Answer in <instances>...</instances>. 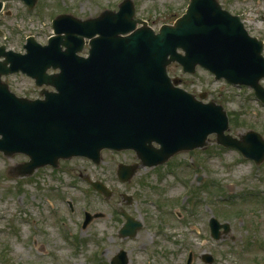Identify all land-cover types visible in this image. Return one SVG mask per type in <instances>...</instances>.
Segmentation results:
<instances>
[{
	"label": "rangeland",
	"instance_id": "obj_1",
	"mask_svg": "<svg viewBox=\"0 0 264 264\" xmlns=\"http://www.w3.org/2000/svg\"><path fill=\"white\" fill-rule=\"evenodd\" d=\"M122 1L38 0L30 9L23 1L5 0L0 29L6 38L0 35V44L21 51L31 35L45 43L53 34L52 20L59 15L97 17L105 9L117 10ZM222 1L233 11H245L247 28L264 40V0ZM134 2L136 16L156 29L174 23L189 4V0ZM170 74L183 77V87L191 91H209L208 100L224 103L228 113L236 111L238 125L231 126V133L255 129L264 134V106L251 91L238 92L205 70L185 75L173 65ZM7 82L19 95L37 90L21 75ZM239 157L237 151H221L211 136L205 149L177 154L160 167L141 168L122 183L118 165L136 162L133 151H104L101 165L83 158L65 161L57 175L61 180L43 170L35 177H17L18 165L27 158L0 154V264H110L122 249L129 253V264H186L188 243L196 253L194 264H205L203 252L213 253L214 264H264V163L257 168ZM87 176L103 181L113 196L106 199L92 190ZM219 192L226 199H220ZM127 197H132L131 204ZM123 208L144 223L132 239L119 235L125 222L119 214ZM85 211L103 212L107 219L97 218L92 226L82 227ZM178 211L183 218L177 217ZM213 217L231 227L220 240L211 236Z\"/></svg>",
	"mask_w": 264,
	"mask_h": 264
},
{
	"label": "water",
	"instance_id": "obj_2",
	"mask_svg": "<svg viewBox=\"0 0 264 264\" xmlns=\"http://www.w3.org/2000/svg\"><path fill=\"white\" fill-rule=\"evenodd\" d=\"M25 1L33 7L36 0ZM135 14L133 0H124L119 11L105 10L96 18L60 15L49 45L32 39L28 54L9 52L11 56L0 62V75L21 70L39 85L57 90L45 99L31 100L16 96L0 81V152L30 158L17 167L19 175L58 166L60 159L73 156L100 163L104 149L134 150L142 166L161 165L179 152L205 147L211 134L217 135L218 143L236 147L258 163L264 161L259 133L249 131L241 139L226 134L229 117L224 108L198 100L168 74L174 62L192 73L202 65L217 78L253 87L264 101L263 43L250 38L218 0H191L186 13L159 32L135 19ZM85 38L91 44L87 58L78 55ZM50 67L60 68V73L48 75ZM138 167L121 165L119 178L129 181ZM92 184L111 195L104 184ZM125 216L128 222L121 236H136L142 223ZM91 219L88 214L86 224ZM211 227L216 238L222 227L229 231V225L215 219ZM129 261L121 250L112 264Z\"/></svg>",
	"mask_w": 264,
	"mask_h": 264
},
{
	"label": "flooded vegetation",
	"instance_id": "obj_3",
	"mask_svg": "<svg viewBox=\"0 0 264 264\" xmlns=\"http://www.w3.org/2000/svg\"><path fill=\"white\" fill-rule=\"evenodd\" d=\"M5 1V0H4ZM223 6H224V8H226V9H228V10H230L234 15H238V16H240L241 17V19H243L244 20V15L246 14L245 13V11H243V12H241V13H238V12H236V11H233L232 9H230L229 8V6L228 5H226V3H224V1H223ZM27 42H28V39L26 38V43L23 45V49L21 50V51H18V52H22V53H26V49H25V45L27 44ZM11 50H15V49H13V48H10L7 44H5V43H2V44H0V54H6L8 51H11ZM15 51H17V50H15ZM9 56V55H8ZM4 58V57H3ZM1 60H3V59H1ZM14 75H21V76H24V75H22V74H11V75H7V76H4L3 77V79L5 80V81H7V78L9 79L11 76H14ZM25 77V76H24ZM26 79H28L31 83H32V85L35 87V82H34V80H32L31 78H27V77H25ZM7 83H9V82H7ZM35 88H37V90H36V92H34V93H31V91L29 92V94H26V96L27 97H39L40 96V92H41V88H39V87H35ZM244 88V87H243ZM17 93V92H16ZM209 93V92H208ZM21 95V94H20ZM25 96V95H24ZM226 102H228V99L226 98ZM219 103H221V102H219ZM224 104V103H223ZM229 114L231 115V126L233 125V126H237L236 125V123H235V121H236V118L238 117V114H237V112L236 111H230L229 112ZM237 116V117H236ZM237 122V121H236ZM244 133V132H243ZM262 134V133H261ZM235 136H239V135H241V133L240 132H237L236 134H234ZM263 136H264V134H262ZM219 148H220V150L221 151H227V150H231V151H236V150H234V149H227V148H224V147H222V146H219ZM43 172H48V173H53L52 174V176H53V178H54V175H58L61 171H57V170H54L53 168H45L44 170H43ZM57 190H59V189H57ZM186 246H187V244H186Z\"/></svg>",
	"mask_w": 264,
	"mask_h": 264
}]
</instances>
